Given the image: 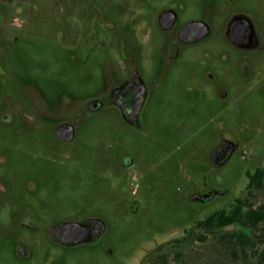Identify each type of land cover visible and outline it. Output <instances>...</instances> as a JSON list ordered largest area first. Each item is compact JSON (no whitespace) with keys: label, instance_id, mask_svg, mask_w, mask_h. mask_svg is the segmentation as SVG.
Listing matches in <instances>:
<instances>
[{"label":"rangeland","instance_id":"1","mask_svg":"<svg viewBox=\"0 0 264 264\" xmlns=\"http://www.w3.org/2000/svg\"><path fill=\"white\" fill-rule=\"evenodd\" d=\"M169 5L178 7L181 21L208 22L211 33L161 66L164 37L153 14ZM132 11L151 20L141 37V76L148 82L153 69L164 68L140 130L108 107L82 116L74 139L60 141L54 130L73 121L81 99L105 88V72L129 41ZM239 14L259 38L256 52L240 51L226 38L229 20ZM134 28L138 37L141 26ZM242 62L252 65L247 83L239 78ZM206 66L226 88L225 99L216 85L204 84ZM3 110L11 121L0 119V193L2 184L8 187L2 205L17 210L18 195L30 199L22 185L30 179L48 225L82 213L106 226L97 247L69 253L67 264H151L162 246L168 264H254L238 249L234 259L231 245L220 241L226 233L187 241L196 222L229 210L236 199L252 208L264 204V188L246 190V173L264 169V0H0ZM223 141L236 149L214 166L210 156ZM204 185L218 195L193 201ZM7 223L3 213L2 226ZM258 228L264 231V223ZM259 230H251L253 241H264ZM0 264H18L1 239Z\"/></svg>","mask_w":264,"mask_h":264},{"label":"flooded vegetation","instance_id":"2","mask_svg":"<svg viewBox=\"0 0 264 264\" xmlns=\"http://www.w3.org/2000/svg\"><path fill=\"white\" fill-rule=\"evenodd\" d=\"M221 1L230 2L233 0ZM176 8L178 7H172V5L164 6L153 14L155 27L164 37L161 52L157 57L160 61L158 63L162 64L161 66H164L167 62H176L183 52L206 42L211 33L208 22L202 19L181 21L179 10ZM143 13L142 11H132L130 17L133 21L131 22L132 30L129 32V41L125 49L122 44L121 49L117 50L113 65H111L110 70L105 72V88L97 93V97L84 99V103L81 99L78 104L79 110L73 115V121L61 124L54 130V134L60 141L70 142L74 139L75 128L82 116L85 114L97 115L108 107L115 109L123 122L131 129L140 130L141 112L155 89H157V80L161 78L164 69L162 67L157 68L156 71L153 69L148 82L141 76V37L151 21ZM136 25L141 26L142 31L138 37L134 31ZM226 38L232 46L240 51L252 53L261 48L251 21L242 14L235 15L229 20L226 28ZM153 58H156V56ZM210 69L206 66L203 70L201 77L204 84L207 87L216 85L219 98L225 99L227 96L226 88L211 74ZM251 73L252 65L248 62H242L239 66L240 80L247 83L250 80ZM40 107L42 106L40 105ZM16 108L20 109L19 106H16ZM8 117L10 118L8 111H1L0 119L5 121L6 124L11 121V119L6 121ZM63 126H70L72 130H62L61 127ZM224 142L227 141L222 143ZM219 156H224V154L220 153ZM127 163L125 161L122 166H130ZM22 185L30 199L26 200L18 195L17 210H7L6 206L2 205V200L0 201V239L1 241L4 240L11 251H14L18 264H67L69 253L80 247L93 249L105 235L106 226L99 218L82 213L77 214L76 217L70 220L48 225L42 200L34 193L36 190L35 185L30 179H25ZM2 189L0 194L4 196L8 192V187L2 184ZM209 195L215 197L218 193L204 185L200 190L194 191L192 198L193 201L206 202L207 198L203 200V197ZM3 213L7 214L8 219L5 226H2ZM61 224H72L71 228H73L74 233L56 239L52 231ZM256 228L259 230L258 227H251L247 230L246 234L250 243L246 244L245 248L240 249L239 252L243 255L244 261L249 260L253 261L254 264H264V260H259V256L264 255V241L261 238L258 241L252 240L255 233H252L251 230H256ZM263 233L264 231L260 230L257 232L259 236H263ZM78 240L84 241L76 242Z\"/></svg>","mask_w":264,"mask_h":264},{"label":"trees","instance_id":"3","mask_svg":"<svg viewBox=\"0 0 264 264\" xmlns=\"http://www.w3.org/2000/svg\"><path fill=\"white\" fill-rule=\"evenodd\" d=\"M247 193L250 195L252 191H258L264 188V169L256 168L252 173L247 172ZM264 223V204L252 208L247 199H236L231 205L229 210H220L215 212L208 218L195 223L193 229L189 233V240L198 237L199 239H205L204 233H226L220 236L222 243L225 241L231 245L232 256L237 258V254L234 252L237 249H244L245 245L250 243L247 237V230L251 227H258ZM180 243V241L176 242ZM186 243L185 246H188ZM167 248L160 247L153 251L150 258L155 262L151 264H168L166 261ZM259 260H264V255L259 256Z\"/></svg>","mask_w":264,"mask_h":264},{"label":"water","instance_id":"4","mask_svg":"<svg viewBox=\"0 0 264 264\" xmlns=\"http://www.w3.org/2000/svg\"><path fill=\"white\" fill-rule=\"evenodd\" d=\"M61 129L62 130L65 129L67 131L72 130L70 126H63V127H61ZM68 137H66V138H68ZM235 149H236V146L232 142L222 143L210 156V161H211L212 165L220 166V165L224 164L231 157V155L235 151ZM220 153L224 154V156L220 157L219 156ZM206 198H207V201H211L214 197L212 195L205 196V197H203V200ZM71 225L72 224H61V225L56 226V228L52 231L53 236L56 237V239H59L60 237H65L66 234L74 233L73 228H71ZM83 241L78 240L76 242H83Z\"/></svg>","mask_w":264,"mask_h":264}]
</instances>
